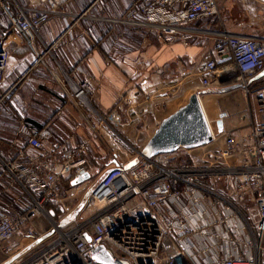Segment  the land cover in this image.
I'll return each mask as SVG.
<instances>
[{"label":"built area","instance_id":"obj_1","mask_svg":"<svg viewBox=\"0 0 264 264\" xmlns=\"http://www.w3.org/2000/svg\"><path fill=\"white\" fill-rule=\"evenodd\" d=\"M60 5L57 0L27 5L0 0V109H6L8 96L2 86L12 29L34 55L41 43L38 62L51 61L50 78L89 130L79 142L73 143L74 133L56 142L48 126L37 129L20 121L10 153L0 148V187L15 193L11 204L0 199L3 264H97L92 251L99 246L117 264H264V39L199 28V22L219 17L217 0H132L118 17H103L102 11L93 21L142 32L165 46L189 47L198 38H210L214 58L204 65L203 87L218 77L236 81L253 98L256 120L238 137L215 134L207 121L213 149L199 147L196 156L185 149L149 158L137 152L124 164L113 156L93 175L87 151L99 139L94 118L108 126L131 106L121 97L101 115L92 104L89 54L75 51L73 62L57 60L54 51L60 45L86 36L76 28L87 12L76 15L59 10ZM54 19L63 29L46 45L39 32ZM143 98L151 99L145 92ZM83 174L88 179L72 188H90L75 219L66 222V188ZM37 219L45 226H35ZM18 237L30 242L21 244ZM113 250L122 256L115 257Z\"/></svg>","mask_w":264,"mask_h":264},{"label":"crops","instance_id":"obj_2","mask_svg":"<svg viewBox=\"0 0 264 264\" xmlns=\"http://www.w3.org/2000/svg\"><path fill=\"white\" fill-rule=\"evenodd\" d=\"M28 1L35 3L36 0H20V3L27 5ZM82 1L67 0L66 5H60L58 9L76 15L87 12L76 28L84 31L86 36L71 46L60 45L54 55L63 63L64 60L73 62L75 51L89 54L86 68L95 87L92 104L101 115L112 111L121 97H125L131 106L127 114L122 113L120 119L110 121L108 126L94 118L99 124V139L87 151L89 170L93 175L106 168L113 156L117 157L118 164L134 158L122 156L117 137L135 153L140 152L160 123L184 106L192 95H199L206 119L219 136L222 133H232L236 137L243 135L249 122L256 120L253 98L245 95L236 81L218 77L211 80L207 88L203 87L204 65L214 58L210 38H198L189 47L165 46L142 32L93 21L102 11L103 17H118L132 5H81ZM217 6L219 17L199 22V28L264 39V0H217ZM62 29L61 21L54 19L39 32V37L44 44H51ZM37 47L39 54H32L22 39L9 30L6 39L8 65L2 91L8 93L10 99L18 95L25 113L23 116L3 115L0 120L8 126H16L20 121L37 129L48 126L56 142H62L68 133H74L73 143L79 142L89 135L87 125L50 78L51 61L43 58L38 62L43 46L38 43ZM143 92L151 99L144 100ZM209 99L219 102L215 110L204 106V101ZM5 105L6 109H0V112L13 111L7 100ZM30 105L36 107L34 118L26 113ZM219 124L221 130H218ZM76 125L79 128L74 130ZM9 133L13 132L9 129ZM7 137L0 135V148L9 154L10 138ZM222 142L220 139L219 143ZM189 153L198 155V148ZM72 187L71 184L66 188L63 203L66 212L83 191ZM17 241L28 244L30 239L18 237Z\"/></svg>","mask_w":264,"mask_h":264},{"label":"water","instance_id":"obj_3","mask_svg":"<svg viewBox=\"0 0 264 264\" xmlns=\"http://www.w3.org/2000/svg\"><path fill=\"white\" fill-rule=\"evenodd\" d=\"M218 130H221L220 124ZM211 143V133L198 96L192 95L188 102L165 118L144 148L139 152L143 158L166 154L178 149L191 150ZM88 179L87 174L78 177L72 185ZM87 241L89 239L87 238ZM97 264H117L106 252L104 246L92 251Z\"/></svg>","mask_w":264,"mask_h":264},{"label":"rangeland","instance_id":"obj_4","mask_svg":"<svg viewBox=\"0 0 264 264\" xmlns=\"http://www.w3.org/2000/svg\"><path fill=\"white\" fill-rule=\"evenodd\" d=\"M66 1L67 0H57V2L62 3V5L63 4L66 5ZM95 1L96 0H83L81 2V5H89L90 3H93ZM131 2H132V0H100V1H98V5H130ZM112 45L116 46L117 43H112ZM3 93H5V92L3 91ZM6 100H7L9 105H10V103L12 104V110L13 111H11V112L10 111L0 112V119H1V116H3V115L5 117H11L12 115L14 116V114H15V116H23V113H25V108H24V106H22L18 95L12 99H10L9 96H7ZM10 100H11V102H10ZM217 103H219V102H217V99H211V100L209 99V101H204V106L206 108H210L211 110H215L217 107ZM35 109H36L35 105H30V107L28 108V111L26 113L29 114L30 117L34 118ZM16 126H12V125L8 126V124H6L5 121L3 122L0 120V135H1V137L9 136L6 138V139H9L11 134H13V133H9V129L11 130V132H14ZM116 141H117L118 145L121 146V152H123V154H122L123 157H135L136 156V153L132 149H130L123 142V140H121L119 137H117ZM208 147L210 149H213V145H211V144H209ZM89 188L90 187L87 186L86 189H83V191H80L79 195L76 196L75 202L70 207V211L66 212V215H68V216H66V218H64L66 222L72 221L75 219V217H73V216H75V213H77L78 210L80 209L81 205H83ZM0 192H1V194H0L1 201L3 203L11 204L13 201V198L15 196V193L4 192L2 187H0ZM16 211L18 212V210H16ZM35 226H37V227L45 226V223L42 219H37L35 222ZM4 247H5V245L2 244V248H4ZM113 254L115 257H121L122 256L116 250H113ZM4 260H5V253H3L2 250L0 249V264H3Z\"/></svg>","mask_w":264,"mask_h":264},{"label":"trees","instance_id":"obj_5","mask_svg":"<svg viewBox=\"0 0 264 264\" xmlns=\"http://www.w3.org/2000/svg\"><path fill=\"white\" fill-rule=\"evenodd\" d=\"M2 93H3V92H2ZM18 211L21 212V213L23 212L22 210H18Z\"/></svg>","mask_w":264,"mask_h":264}]
</instances>
